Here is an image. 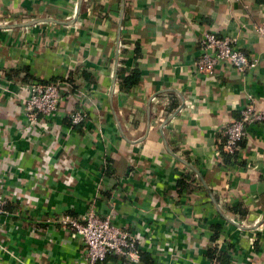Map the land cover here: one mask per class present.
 <instances>
[{"label":"crops","instance_id":"obj_1","mask_svg":"<svg viewBox=\"0 0 264 264\" xmlns=\"http://www.w3.org/2000/svg\"><path fill=\"white\" fill-rule=\"evenodd\" d=\"M77 2L0 0V23L71 22ZM120 11L121 0H82L73 24L0 30V189L11 213L0 217V264H82L81 243L55 219L81 215L90 203L154 243L168 240L176 253L173 259L141 249L140 260L148 253L152 264H210L216 259L208 250L216 247L228 250L229 264H264V124L248 127L238 154L243 166H218L223 128L249 97L264 107V49L254 31L264 21V0H124L117 52ZM207 31L237 36L240 49L258 58L257 69L240 73L221 65L212 75L195 72L199 38ZM116 54L126 74L141 71L128 93L117 90L116 79L113 108L123 135L108 100ZM21 67L42 80L72 73L82 92L43 119V127L32 128L21 105L29 84L21 76L6 78ZM73 107L90 117L79 130L66 124ZM147 122V136L137 142ZM163 137L201 174L222 215L193 171L168 154ZM186 172L203 190L177 192ZM17 190L29 198L14 201ZM238 204L245 217L223 208ZM210 224L221 226L213 242ZM168 229L174 234L165 239ZM106 263L122 261L109 257Z\"/></svg>","mask_w":264,"mask_h":264},{"label":"built area","instance_id":"obj_2","mask_svg":"<svg viewBox=\"0 0 264 264\" xmlns=\"http://www.w3.org/2000/svg\"><path fill=\"white\" fill-rule=\"evenodd\" d=\"M254 31L264 49V21L257 24ZM199 46L200 54L193 62V68L200 74L212 75L221 65L240 73L254 72L259 64L258 58L247 56L239 49L237 36H221L213 31H207L200 36ZM70 90L71 86L65 78L47 84H29L27 94L21 100L22 113L28 125L35 128L41 124L43 127V119H51L59 112L61 104L69 98L65 93ZM79 92L82 91L78 90L74 94ZM85 113L74 107L66 112L69 128L74 129L86 122ZM255 124H264V107L259 106L254 98L249 97L240 108L238 117L230 120L223 128L220 140L221 151L230 155L239 153L240 144L247 135L248 127ZM27 131L22 129L24 134ZM55 172L57 173V170ZM13 194L11 195L14 201L16 199L22 202L29 198L19 190L13 191ZM6 206V196L0 189V217L11 214L6 210ZM116 218L112 213L102 214L90 203L83 214L78 216L60 214L55 222L66 229L69 236L78 239L81 243L82 264H107L108 258L112 256L119 258L122 264H139L140 250L149 252L153 248L170 254L171 258L175 259L176 253L168 240L164 245L154 243L147 236L129 230L127 226L117 222ZM173 234L172 229H168L165 239L172 238ZM210 264L220 263L213 260Z\"/></svg>","mask_w":264,"mask_h":264},{"label":"trees","instance_id":"obj_3","mask_svg":"<svg viewBox=\"0 0 264 264\" xmlns=\"http://www.w3.org/2000/svg\"><path fill=\"white\" fill-rule=\"evenodd\" d=\"M11 19L6 20V22L10 21ZM239 46V45H238ZM240 49V47H239ZM241 50V49H240ZM242 51V50H241ZM243 52V51H242ZM135 59H139L141 57V48L137 44L135 49ZM124 64L123 60H119V67L117 70V90L122 93H128L131 89L136 87L138 83L141 80V71L138 67H135L132 69L128 74L125 73L124 68H122V65ZM14 76H21V82L24 84H32V83H38V84H47L50 82H54L58 79L51 78L49 80H42L37 78L35 75L32 74V72L29 70V67H21L18 71H10L7 75L6 78L8 80L12 79ZM83 78L89 82V83H94L93 80L90 78L89 74L86 72H82ZM61 79V78H60ZM66 79V82L71 86V90L67 91L65 94L67 96L72 97L76 91L79 90V87L75 84L74 79L72 78V73L68 75ZM88 94V92H86ZM69 98L67 100H69ZM66 100V101H67ZM75 108V107H74ZM77 109V108H76ZM79 110V109H78ZM86 119L88 120L90 117L85 113ZM67 120V119H66ZM85 123L80 124L79 126H76L75 129L79 130L83 126H85ZM69 127V123L67 121L66 123ZM242 143L240 144V148H242ZM220 151L221 148L219 147ZM239 153L236 152L235 154H226L224 152H220L221 155V161L220 164L218 165L221 168L226 169L231 165H239L243 166V161L240 159ZM187 161H190L189 158H186ZM176 187H177V192H181L184 190H194L195 187L198 189H202V187L199 186L198 179L195 177V175L191 173H184L181 175L176 182ZM225 210L233 213V214H238L240 217H245L247 214V211L245 208H243L240 204L235 205V206H226L223 207ZM210 228L213 232V236L211 237V241H215V239L220 235L221 233V226L219 224H210ZM231 247V246H230ZM228 251V250H227ZM226 250H218L216 247H211L208 250L207 256L209 259H216L220 264H229L230 259L228 252ZM113 257V256H112ZM141 260L146 263V264H152L150 255L148 253H141Z\"/></svg>","mask_w":264,"mask_h":264},{"label":"water","instance_id":"obj_4","mask_svg":"<svg viewBox=\"0 0 264 264\" xmlns=\"http://www.w3.org/2000/svg\"><path fill=\"white\" fill-rule=\"evenodd\" d=\"M81 3H82V0H78L76 12H75V16H74V18H73V20L71 22H65V21H61V20H55V19H52V18H38V19H31V20H27V21L13 22V23H8V24H2V23H0V30H12V29L26 28V27L33 26L35 24L45 23V22H50V23H55V24H62V25H70V24H73L76 21L78 15H79V12H80ZM123 11H124V0H121V11H120L119 20H118V32H117V39H116L117 52H118V46H119V39H120V31H121V23H122ZM117 67H118V55L116 54V59H115V64H114L112 81H111V85L109 87V92H108V100H109V104H110V108H111L112 114H113V116H114V118L116 120L117 125L119 126V123H118V120H117V116H116V112H115V110L113 108V94H114L115 86H116ZM175 114H176V112L173 113V114H171L165 120V122L161 124V127H160L161 130H162L163 126L166 123H168L174 117ZM119 130L121 131L120 126H119ZM148 130H149V122H147L146 134L141 139H139L137 142H141V141L145 140V138L147 136ZM121 134L123 135L122 131H121ZM163 144H164V147L166 148V151L168 152L169 155H171L173 158L177 159L184 166H186L191 171H193V173L199 178L201 184L203 185V187L206 189L208 195L210 196L212 203L215 205V207L217 208V210L220 213V215H222V212L219 209V207L217 205V202L215 201L214 197L212 196V193H211L209 187L207 186V184L205 183L203 177L197 171V169L194 168L192 165H190L185 160H182L180 157L176 156L169 149V147H168V145H167L164 137H163Z\"/></svg>","mask_w":264,"mask_h":264},{"label":"rangeland","instance_id":"obj_5","mask_svg":"<svg viewBox=\"0 0 264 264\" xmlns=\"http://www.w3.org/2000/svg\"><path fill=\"white\" fill-rule=\"evenodd\" d=\"M9 23H11V22H9ZM2 24H4V23H2Z\"/></svg>","mask_w":264,"mask_h":264}]
</instances>
